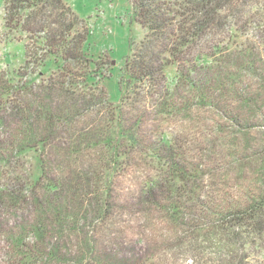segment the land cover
Returning <instances> with one entry per match:
<instances>
[{
    "label": "rangeland",
    "instance_id": "rangeland-1",
    "mask_svg": "<svg viewBox=\"0 0 264 264\" xmlns=\"http://www.w3.org/2000/svg\"><path fill=\"white\" fill-rule=\"evenodd\" d=\"M63 1L92 62L26 64L0 10V264H264V0L128 88L132 0Z\"/></svg>",
    "mask_w": 264,
    "mask_h": 264
},
{
    "label": "trees",
    "instance_id": "trees-1",
    "mask_svg": "<svg viewBox=\"0 0 264 264\" xmlns=\"http://www.w3.org/2000/svg\"><path fill=\"white\" fill-rule=\"evenodd\" d=\"M233 1L132 0L134 19L146 34L138 48L131 47L132 53L122 70V77L126 79L124 86H157L177 54L216 28L225 4ZM0 10L8 32L26 35V64L38 61L44 68L50 60L56 63L67 60L92 62L83 50L88 32L85 36L76 32L79 20L63 0H0ZM196 60L207 65L210 58L197 57ZM48 189L57 192L55 185ZM263 204L237 212L234 217L242 222L251 221L252 227L257 229L264 225ZM257 206L263 210L260 219Z\"/></svg>",
    "mask_w": 264,
    "mask_h": 264
}]
</instances>
